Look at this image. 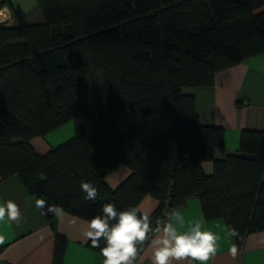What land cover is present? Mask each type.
<instances>
[{"label": "trees", "instance_id": "obj_1", "mask_svg": "<svg viewBox=\"0 0 264 264\" xmlns=\"http://www.w3.org/2000/svg\"><path fill=\"white\" fill-rule=\"evenodd\" d=\"M263 5L36 0L37 19L0 23V178L18 175L36 199L87 220L104 203L124 210L150 195L158 201L153 227L165 209L196 196L205 220L238 230L240 248L248 233L264 230V130L242 128L237 151L215 159L225 129L202 125L182 89L211 86L217 72L264 52ZM164 110L171 130L158 134L154 115ZM125 112L135 122L121 129L116 118ZM67 121L73 135L47 152L29 143ZM117 164L131 172L110 188L105 175ZM81 181L98 189L96 200L85 201ZM43 216L53 264H63L66 239L56 217Z\"/></svg>", "mask_w": 264, "mask_h": 264}, {"label": "crops", "instance_id": "obj_2", "mask_svg": "<svg viewBox=\"0 0 264 264\" xmlns=\"http://www.w3.org/2000/svg\"><path fill=\"white\" fill-rule=\"evenodd\" d=\"M256 11L264 12V5ZM8 16L12 23L16 16L26 20L37 19L39 14L36 0H0V19ZM182 91L194 96L195 111L202 125H218L225 129L223 145L215 150V159H223L237 151L242 128L264 130V52L217 72L215 83L211 86L183 87ZM118 117L120 125H117L121 129H126L135 122L128 114ZM154 122L158 134L170 132L167 110L157 112ZM73 132L70 122L44 136L32 137L29 143L36 152L43 154L71 137ZM201 167L206 174H210L213 165L211 161H206ZM130 172L127 166L117 164L105 175V182L110 188H115ZM8 199L19 205L23 219L19 226L9 222L7 216L4 221H0V235L5 237L4 243L0 245V264H53V231L41 211L36 208L35 196L29 193L18 175L0 178V205ZM157 205L155 198L145 195L137 206L151 215ZM178 207L184 213L186 221L200 219L204 222L205 230L220 237L219 251L209 264H264V230L248 233L238 248L237 256L232 257L228 250L235 242L228 236V229L222 218L205 220L196 196L187 198ZM88 221L66 211L62 218H56V230L66 239L63 264H103L104 258L100 252L92 249L89 241L85 242L83 237ZM151 252L148 243L135 264H151Z\"/></svg>", "mask_w": 264, "mask_h": 264}, {"label": "clouds", "instance_id": "obj_3", "mask_svg": "<svg viewBox=\"0 0 264 264\" xmlns=\"http://www.w3.org/2000/svg\"><path fill=\"white\" fill-rule=\"evenodd\" d=\"M80 189L85 193V201H94L99 195L91 182L81 181ZM35 206L42 215L52 214L57 219L65 215L61 206L49 205L45 199H36ZM6 216L17 226L23 219L19 205L11 199L0 205V221ZM166 216V221H158L153 227L150 213L139 206L118 210L113 202H107L102 206V215L87 222L83 237L93 248H99L103 264H135L146 243H150L152 250L151 264H209L219 251L220 237L205 230L200 219L186 221L179 207L173 208ZM227 234L239 237L238 230L231 226ZM102 240L105 242L103 247ZM4 241L5 237L0 235V245ZM228 251L236 257L238 247L233 244Z\"/></svg>", "mask_w": 264, "mask_h": 264}, {"label": "built area", "instance_id": "obj_4", "mask_svg": "<svg viewBox=\"0 0 264 264\" xmlns=\"http://www.w3.org/2000/svg\"><path fill=\"white\" fill-rule=\"evenodd\" d=\"M0 22H1V23H11L12 20H11V18H10L9 16H8L6 19L3 18V17H1ZM168 212H170V211L167 210V209H165V210L163 211L161 217H159V218L157 219L156 223H157L158 221H161V222L166 221V219H167L166 214H167Z\"/></svg>", "mask_w": 264, "mask_h": 264}, {"label": "rangeland", "instance_id": "obj_5", "mask_svg": "<svg viewBox=\"0 0 264 264\" xmlns=\"http://www.w3.org/2000/svg\"><path fill=\"white\" fill-rule=\"evenodd\" d=\"M123 114H128V115L130 116V114L127 113V112H125V113H123ZM123 114H122V115H123ZM70 122L72 123V121H67V122H65V123H63V124L70 123ZM116 122H117L118 125H120V124L118 123V122H119V117L116 118ZM63 124H61V125H63ZM61 125H60V126H61ZM72 125H73V123H72ZM58 127H59V126H58ZM58 127H57V128H58ZM55 129H56V128H55ZM55 129H53V130H55ZM53 130H52V131H53Z\"/></svg>", "mask_w": 264, "mask_h": 264}]
</instances>
